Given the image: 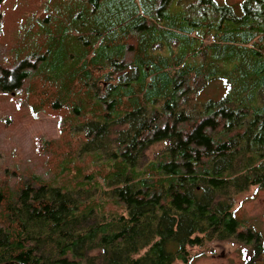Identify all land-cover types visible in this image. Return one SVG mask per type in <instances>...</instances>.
Listing matches in <instances>:
<instances>
[{
  "label": "trees",
  "instance_id": "trees-1",
  "mask_svg": "<svg viewBox=\"0 0 264 264\" xmlns=\"http://www.w3.org/2000/svg\"><path fill=\"white\" fill-rule=\"evenodd\" d=\"M155 1L149 13L158 8L161 17L171 0ZM199 6L192 22L173 20L164 29L142 17L125 31L137 32L134 45L128 47L122 34L106 45L121 57L128 47L131 55L108 59L112 68L101 77L109 81L106 96L122 89L105 102L101 121L83 125L86 147L141 168L146 151L163 144L133 184L127 178L107 192L125 204L126 213L80 214L79 196L45 185L27 184L10 197L0 191V264H192L195 249L229 240L260 250L261 235L245 228L234 199L264 186V100L250 103L264 96L263 51L255 41L264 39V0H244L239 16L216 0H199ZM228 13L230 28L217 24L219 14ZM176 29L180 38L173 37ZM202 32L213 33L215 41L196 50ZM164 39L168 55L154 51ZM191 56L202 60L194 64ZM30 67L23 61L2 70L0 91L20 89ZM221 68L231 77L219 74ZM237 77L238 92L231 83ZM214 80L223 81L225 95L199 101ZM125 95L135 108L114 116L110 110Z\"/></svg>",
  "mask_w": 264,
  "mask_h": 264
},
{
  "label": "rangeland",
  "instance_id": "rangeland-1",
  "mask_svg": "<svg viewBox=\"0 0 264 264\" xmlns=\"http://www.w3.org/2000/svg\"><path fill=\"white\" fill-rule=\"evenodd\" d=\"M216 2L233 7L234 14L239 16L244 0ZM155 4V0L154 3L153 0H4L0 3V74L23 61L32 64L20 89L0 91V191L7 197L27 184L45 185L79 196L80 214L126 213L125 204L107 192L125 185L127 178L133 184L144 173V165L156 159L163 144L151 146L141 168H133L108 158L101 150L88 149L83 125L91 118L101 121L107 111L105 102L122 89L116 88L115 93L106 96L104 89L109 81L102 78L112 68L108 62L112 55L116 59H130L128 47L135 44L137 32H125L126 29L138 25L142 17L148 24L156 20L164 29L173 20L192 22L198 19L201 9L199 0H171L159 17L158 8L149 13ZM230 19L228 13L219 14L215 20L229 27ZM174 32L173 37L180 38L179 31ZM121 34L128 45L123 57L118 48L106 46L113 36ZM195 39L194 49L204 50L213 44L215 36L202 32ZM255 41L260 44L258 52L262 50L264 58V39ZM158 43L153 45L154 51L168 55L169 40ZM177 45L172 47L176 52ZM190 59L197 64L202 56ZM230 73L228 68L219 69V74L226 77ZM231 83L238 92L242 80L237 77ZM225 92L223 81L214 80L198 100L220 99ZM263 100L264 96L253 97L250 103L262 105ZM135 104L134 99L125 95L110 111L114 116L124 115ZM234 210L245 228L252 227L264 243V187H250L235 196ZM194 255L192 264H264V251L257 256L255 246L233 240L213 242L207 248L195 249Z\"/></svg>",
  "mask_w": 264,
  "mask_h": 264
},
{
  "label": "flooded vegetation",
  "instance_id": "flooded-vegetation-1",
  "mask_svg": "<svg viewBox=\"0 0 264 264\" xmlns=\"http://www.w3.org/2000/svg\"><path fill=\"white\" fill-rule=\"evenodd\" d=\"M260 247H261L260 250L257 251V256H259V255L261 256L263 254V251H264V243H262V245Z\"/></svg>",
  "mask_w": 264,
  "mask_h": 264
},
{
  "label": "water",
  "instance_id": "water-1",
  "mask_svg": "<svg viewBox=\"0 0 264 264\" xmlns=\"http://www.w3.org/2000/svg\"><path fill=\"white\" fill-rule=\"evenodd\" d=\"M5 264H18V263H16V262H7Z\"/></svg>",
  "mask_w": 264,
  "mask_h": 264
}]
</instances>
